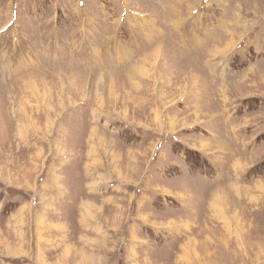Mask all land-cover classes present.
Instances as JSON below:
<instances>
[{
    "label": "rangeland",
    "instance_id": "rangeland-1",
    "mask_svg": "<svg viewBox=\"0 0 264 264\" xmlns=\"http://www.w3.org/2000/svg\"><path fill=\"white\" fill-rule=\"evenodd\" d=\"M0 264H264V0H0Z\"/></svg>",
    "mask_w": 264,
    "mask_h": 264
},
{
    "label": "bare ground",
    "instance_id": "bare-ground-1",
    "mask_svg": "<svg viewBox=\"0 0 264 264\" xmlns=\"http://www.w3.org/2000/svg\"><path fill=\"white\" fill-rule=\"evenodd\" d=\"M133 82V81H132Z\"/></svg>",
    "mask_w": 264,
    "mask_h": 264
}]
</instances>
